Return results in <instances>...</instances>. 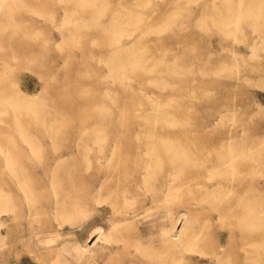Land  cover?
<instances>
[{"label": "rangeland", "instance_id": "obj_1", "mask_svg": "<svg viewBox=\"0 0 264 264\" xmlns=\"http://www.w3.org/2000/svg\"><path fill=\"white\" fill-rule=\"evenodd\" d=\"M79 1L84 2V0H0V76L4 74L3 77L1 76L0 80V93H4L5 95L17 96L21 92H25L29 97L33 95L32 97L37 98L35 99L36 102H44L43 104L39 103V105L37 103L35 104L37 105L35 107H38L37 109H39L38 115L40 114L39 112L41 109V113L45 114H41L44 117L39 116L40 119L39 117L38 119H36L37 117H33L31 113L27 114L24 111H11V107H9L10 105H4L6 106V108H9L10 111L0 113V185L4 189V191L6 190L5 194L7 198L11 197L13 192L16 193L17 191V193L19 194V198L21 199L20 201L24 205L22 193L17 189V186H15L16 183L11 180V175L8 171V164L12 157L15 158L19 150L27 149L28 146V148H43L48 151H52L54 148H56L57 150L59 149L57 152L62 153V159L60 160L63 163L61 162L62 165L61 167L57 168V172L59 174V178L62 180V186H64V188L67 186H71L70 182L66 181L65 176L69 175L68 173L70 172V167H72V164H85V158L80 157L79 155H77V153L83 151L84 149L87 150V148L89 149L91 148V146H94L93 144L97 143L99 144V147H101V145L103 147L99 148L98 145H96L97 147L95 146L96 148L94 147V149H103L105 147L104 149L106 153L111 150L110 148L114 149L113 147H115V150L120 153V156L116 159H113V161L117 163L127 162L129 166L132 167V172H134L135 164L142 167L143 161L141 159L136 160L132 156L133 153L130 151V149L136 148L137 150L138 148H145L142 147V145L147 146V143L144 142L145 140L142 138H145L146 141H151V139L149 138L155 140L156 134L159 136L162 135V137L170 136V139H165H168L167 142L170 143L172 139L177 137L178 139L175 138L174 140H177L172 142L176 144V142L180 140L181 142H178L177 145L181 147H184V144L186 143L189 151H186L187 147L185 145V149L182 148L185 152L183 153V151H180L181 147H178V149L176 145L175 147L178 150L175 149V151L174 149H172V151L174 150L173 155L175 156V154L177 153V156L178 153L180 154L182 152L181 156L184 157V160L187 156L185 160L187 164L182 158L181 160L178 158V160L180 161L179 162L178 160H176V157L175 159L173 158L174 156L172 157L174 159L173 162L171 161L173 165L172 170L175 174L174 177L176 176V174H178V171L179 175L183 176L182 177L177 175L178 178H174V185L177 183L175 185L176 188H174L175 195H173V198L175 196V199L172 198V201L170 202L171 205H169L172 208L171 210H173L174 208L175 211H169L168 207L163 206L164 201L161 200L162 198L157 201L156 199L154 200V198L158 199L161 195L154 194L150 191L149 193L146 186L142 185L143 183L141 182L140 178L142 176V171L140 169H137L136 173L131 172L129 175L125 176L123 172L117 167L112 168L113 174H118L121 179V181H117L118 188H120V190H118V195L120 197L119 202L122 206H124L123 209L131 208L132 210L134 208L136 210L138 208L136 212H140L138 215V217H140L136 219V224L139 225L136 226L135 224H133L132 227L134 226V228H131L129 227V224L124 221L120 223L116 222L115 224L118 223V225H115L113 222H111L112 219H120L122 218V216L121 214H117L118 216H112V207H110V204H108L110 203L111 199L107 198L108 192L103 191L104 193H102L101 200L103 201L104 199V201L101 204H97L94 200H88V204L85 206L86 208L82 206L84 211H81L76 215V218L78 220L75 219L76 222L73 221L71 223L72 225L74 224L73 226L70 224V222H66L64 223V226L59 228L61 229L60 234H57V231L53 230L49 235H38L36 237V244L38 248L35 249L31 247L30 253L25 255L19 264H39L45 259L49 262L51 253L47 250V248L53 244L57 247L61 246L67 241L78 242L85 245L86 247L92 248L96 264H103L105 261H112L114 259V261H116L117 263L120 258H122L123 260L126 258L124 261L121 259V264H129L133 256L137 254L139 256H142L140 253L143 247L148 246L151 249L153 246L158 245L157 243L160 242L159 238L161 237V231L165 227L168 228V226L170 228V232L179 240L183 237V235L186 234V236L183 237L184 239L182 238L181 243L180 241H178L179 247H176L177 249L179 248V250L182 248L181 251L175 248L174 252L176 254V250L179 251L175 255V260L180 258V260H178V262L180 261V263L184 261L186 263L187 260L184 259L188 258V255L190 254V251L185 250L186 248L184 241L187 235L188 237H191V235L193 234L196 235L195 232H197L198 234L199 232L204 231L203 238L205 240H211V236L214 241L217 236L222 237L223 240L220 241L221 245H219V247H225L230 242L238 241L237 243H239V238L229 240L228 237V232L230 231V229L233 228L236 232L239 231L237 224H232L236 222L234 216L236 213L246 210L244 209V206H242V204L245 205L251 202L256 212L260 213L261 211L262 213H264V207H262L264 206V181L261 180L250 183L242 180L243 182H233L225 179V177L223 176L216 175V173H214H219V163L217 161V155L220 148L218 147V145L220 146V140H217L219 138V129L217 125L219 121V113H217L219 104L217 98H219L221 95V89L219 90L218 88V79L221 78L218 75L220 68L218 66H220L219 62L221 59L219 57V52H222L220 53L221 55L225 53V49L223 50V48H221V43H225L229 45V47L233 46L240 54L248 57L251 50L250 48H248L247 44L252 41L254 35L256 34V31L253 32L254 27L250 24V20H252L253 17H249L242 20L243 31L238 29L234 33V35L229 34L231 35L229 36L226 34L227 37L229 36L227 38L225 37L226 35L222 28L223 23L221 24L220 22H226L230 19L233 21L237 19V17H235V15H238V8L236 10V6H240L244 3V6H246L250 3H256L257 1L261 2L262 0H88L94 2L93 6L92 4L90 5V2L88 3L87 0L82 5ZM135 2L137 4H135ZM138 2L140 3V5H138ZM131 3H134L135 6H133ZM84 4H86V6ZM262 5L264 6V2L262 3ZM93 8L95 9L93 10ZM132 8L133 10L136 8V10H132L133 14H135L137 11L138 15L139 10L140 14L142 12V14L139 15L140 19L143 17L141 20L136 19V17L139 18L136 14V17L131 14L132 16H134L135 20H140L138 22H143L142 24L137 23L136 25L137 21L135 22L134 18L128 15ZM141 8L145 12H143ZM127 10L129 12H127ZM96 11H103L102 14L104 13V15H100V12L97 13ZM115 11H117V14L121 17L116 15ZM92 12H96V17H94L95 14H93ZM124 13H126V18ZM221 16H224V18ZM98 17L101 21L97 19ZM114 18H118L120 21H122L119 22V20H116ZM223 19L225 21H223ZM96 21L99 22L97 23ZM125 21L127 23H125ZM129 21L130 23L128 24ZM132 22L133 24H131ZM10 23L13 25H9ZM109 23L110 25L113 24L112 26L115 27L118 25L120 27L121 24L123 25V23L124 25L120 27V32L116 33L115 35L112 34L114 32H111V26L109 25ZM260 23L261 28L259 26ZM260 23L258 24V26L263 30L262 35H264V23ZM5 25H7V28ZM247 25L249 26L247 27ZM15 26H17V30H15L14 32L13 29L15 28ZM219 26H221V30L219 29ZM117 28L118 27H116V29ZM123 29L124 31L125 29L128 30L126 31L129 33L128 36H126L127 33H125ZM148 29L151 30L149 31ZM121 30L124 33L120 34L122 32ZM109 31L111 32V34L109 33ZM133 31L135 32L134 34ZM220 31H222L223 34ZM10 32H14L15 34H11ZM242 32L244 33V35ZM118 37L121 38L122 41H125L118 43ZM123 37L127 38L124 39ZM238 40L239 42H236ZM131 44L132 46H130ZM125 46H128V48H130L129 50L133 48L134 50L136 49L135 53L134 50L128 51L127 47ZM137 46L140 48H137ZM122 49L124 52L123 57L121 55V58L118 57L120 60H118L117 58L116 61H114L115 64H112L114 65L112 67H114L115 70L113 71V68H110L109 66L111 65L110 62L113 63L111 58L114 54H112L111 51L115 50L116 52H122ZM257 50L261 53L259 54L262 55L258 59L264 66V48H257ZM125 52L129 54L127 55ZM137 53L139 55H137ZM230 54L231 52H229L228 63L233 61ZM162 55L165 57H163ZM159 56L161 58L163 57V60L159 59ZM108 59H111V61L109 62ZM147 59L149 60L150 64L148 63V61H146ZM164 59L166 61H164ZM175 59H177V61ZM181 59H184L183 63L186 62L185 64L187 67L185 66V64L181 63ZM258 59H252V61H257ZM132 60L136 61L135 64H133L134 66L130 64ZM123 61L128 62L124 63V66L122 64L121 67L120 65L117 66L116 63L120 64V62ZM144 61L147 63L143 64ZM155 62L156 64H154ZM168 63H171L170 65H173V67H170ZM176 63H179V65L181 63V67ZM242 63L244 62H241V64ZM137 65H140L141 69L138 68L139 66L136 67ZM157 65L159 66V68L157 67ZM132 66L134 68L133 71L130 70L132 69ZM174 66H177V69H179V72L177 71V73L179 74L175 73L176 67ZM182 66L186 70L182 69ZM115 67L117 68V70ZM143 67H145L146 69ZM111 69L113 75L111 74ZM123 69L125 70L124 72ZM151 69H154V71H151ZM172 69H175V71L173 70L175 74H173V72L171 74ZM181 69L182 71L184 70L183 73ZM126 70L128 71V73H126ZM138 70H140V72ZM131 71L135 72L132 73ZM151 72H154V74H151ZM123 73L125 74V76L127 74L128 75L125 77ZM167 73H169V75ZM164 76L167 79L168 83L164 81ZM119 78L121 79L119 80ZM155 78L156 80H161H157L156 82H154L153 80ZM150 80L152 81V83H150ZM164 82L166 85L164 84ZM153 83H157L155 84L156 86L153 85ZM162 83L167 86V88L163 86ZM168 84L171 87L168 86ZM256 87H254V89ZM255 90L257 92L261 91L259 92L260 94H264L263 88L257 87ZM252 94L244 93L238 95L236 98L237 107L242 108L241 106L243 103V99L247 100L248 97L254 98L256 96L254 93ZM148 95H151L150 97L152 99H149L150 97ZM113 98L115 100H113ZM153 98H155V100ZM156 99H158L160 102H158V100L156 101ZM149 100L150 103L148 102ZM153 100L160 106L154 104V102L152 103ZM167 101L168 103L172 101V103H170L171 106L167 103ZM166 103L169 107L164 106L166 105ZM262 103L264 104V99L262 100ZM42 106L45 108L43 109ZM162 106L165 108H161ZM155 107L157 108V111ZM148 109H151V112ZM45 111L48 113L46 114ZM153 112L155 113L154 115ZM156 112L164 116H160L156 114ZM173 115H176L175 117L178 118L177 120L179 122ZM149 116L153 117L150 118ZM154 116H159L156 119H161V121L159 120L158 122L164 124V127H158L159 130H157L158 128L155 130L152 127V125H154L157 121ZM168 116L171 118L169 119ZM16 117L19 118L18 120L20 122L16 121ZM162 117L168 118H166L167 120H164ZM146 118H148L147 123ZM170 120H174L173 125ZM186 120L188 121V123ZM42 121L45 123L43 124ZM150 121L151 129L153 128L154 130L150 129ZM162 121H164V123ZM182 121H184L185 123L183 122L184 124H181ZM21 122L24 124V126ZM39 122H41V124H39ZM158 122L157 124L158 126H160L161 124H159ZM165 122L168 124H166ZM169 123H171V127H169ZM167 125L169 130L166 128ZM22 126L24 128H22ZM45 128L48 129L46 130ZM101 128L104 132H102ZM49 129L51 130L49 131ZM148 129V132H151L150 134L146 132V130ZM239 129L238 133L241 134L243 130L241 129V127ZM154 131L158 132L159 134H155ZM104 133H106V136H104ZM135 134H139V138L135 137ZM94 135L95 137L97 136V138H95ZM103 136L105 139L103 138ZM24 137L27 140H25ZM98 137H101V139L104 140L101 141V139H99ZM135 138H137V140L139 139V141H137ZM94 139H97L99 141H95ZM140 141L141 144H139ZM167 142L164 143L167 145ZM135 143H138V148ZM156 143L157 146L159 144L162 145L160 147L161 149H163V142H161V144L160 141L156 139ZM166 149L167 147L165 146V149H163V151H165ZM71 153L72 155H76L72 156ZM190 153H192V156L189 155ZM193 154L195 157L193 156ZM66 155H68V157H65ZM5 157H9L7 161ZM193 158H195V160ZM48 159L50 160L51 157H48ZM48 159L45 157V160ZM90 160H92V166L94 165L95 167L97 160H95V158H91ZM36 161L37 160H35V158H33L32 160L26 158L25 156H21L20 164H22L21 167L23 168V171H25V180L27 183H32V186L36 191L35 195H37L38 198H51L52 188L50 187V180H48L50 179L48 178L50 176V169H45L43 166L38 165V161ZM181 161L184 162L182 163ZM190 161L193 162V166L191 164L192 162ZM184 163L186 165H189L184 166ZM80 167L83 168V166ZM175 167L177 172L175 171ZM26 173H28V175ZM29 174L31 175L30 178L32 179H29ZM133 174H136L138 180L140 179V185L136 182V180L131 179L133 177ZM177 179L178 181H175ZM180 184L185 185L186 189L184 188V186H180ZM128 188L130 190L129 195V192H127ZM69 190L73 191L71 189ZM177 190L179 192H177ZM145 192H147V195L143 194ZM151 193L153 196L151 195ZM136 194H139V196ZM123 195L129 199L131 198V201L127 199V201H129L130 203L132 201L134 202V200L136 201L134 203L132 202L131 205L129 203L130 206L126 208L125 206L127 205L124 201L126 199L123 198ZM210 195H214L216 197L214 198V196ZM243 195L244 197L246 195L251 197L249 198L248 196H246L244 199ZM205 196L210 198L208 199ZM241 196L243 200L241 199ZM210 199H213L214 202H209ZM238 199L241 203L238 202ZM72 200L74 201V199ZM178 201L181 203H178ZM256 204L258 205V208H261L260 210L257 208ZM96 206H98V208ZM152 206H155L156 208H154L156 210ZM143 208L144 210H142ZM157 210L159 211V213ZM167 211L169 214L167 213ZM10 212L11 210L4 213V216L7 219V226L4 227V229H6L5 232L7 233H5V236H7L5 237V244L3 243L2 246L0 245V247H2L0 248V251L4 252L3 255H0V264H14V259L10 254V247L11 245H13L14 241L11 238L12 235L10 231H8L10 229V226L12 225V212ZM50 212L51 211L43 214V220L41 223H48V220H51V223L57 224L56 220L53 217V214H50ZM146 212L148 214H146ZM110 216H112L113 218H110ZM126 216H129L128 213L126 214ZM157 217L158 219L153 220V218ZM10 218L11 220L8 221ZM164 218L166 219L163 221ZM208 219H210L211 221H207ZM123 223H125V226ZM112 226H115L116 228H113ZM140 227L142 228V230ZM207 227L209 229H207ZM117 229L119 230V232L117 231ZM109 230L111 234L109 233ZM181 231H183L184 233ZM208 231L211 232L209 233ZM153 232H155L154 235L152 234ZM119 233H122L123 235ZM139 236H143L141 238V240L143 239V244L141 246H145H143L142 248L137 245V237ZM132 241H136V244ZM152 243H155V245H153ZM133 244H135V246L139 249L136 248ZM123 248L126 249L123 251ZM137 250H139L140 253ZM133 252L137 254L134 255ZM198 253H196L195 255L197 257L196 260H198L199 258L203 259V262L200 264L210 263V261H212L210 257H208V255L204 257L203 254L201 255V253H199L198 255ZM142 257H145L143 261L148 262V260H146V256ZM262 257L264 258V253H262ZM127 258L129 262H127ZM149 260L150 262H154L151 259ZM48 262H46L45 264H47ZM142 264L150 263L144 262Z\"/></svg>", "mask_w": 264, "mask_h": 264}, {"label": "bare ground", "instance_id": "obj_2", "mask_svg": "<svg viewBox=\"0 0 264 264\" xmlns=\"http://www.w3.org/2000/svg\"><path fill=\"white\" fill-rule=\"evenodd\" d=\"M86 0H84L85 2ZM88 1V0H87ZM93 1V0H92ZM92 1H88V3L92 6L94 4V2ZM241 1V0H240ZM80 2V1H79ZM83 1L80 2L81 5L84 3ZM92 2V3H91ZM151 2V1H150ZM262 3L264 2V0L261 1ZM261 2H256V3H250L246 6H244V4L240 5V6H236V10L238 8V15H235V17H237V19L235 20H229V21H226V22H220L223 26V31L225 32V35H229V34H233L238 30H242L243 28V25H242V20L243 19H247L249 17H253L252 20H250V24L254 27L253 28V32L256 31V34L254 35L252 41L247 44L248 48H250L251 52H250V55L248 57H246L245 55H242L240 54L236 48H234L233 46H230L225 44V43H221V48H223V50L225 49V53L223 55H221L220 53L222 52H219V57L221 58L220 59V67L219 68V76L221 77L220 79H218V88L219 90L221 89V95L219 98H217L218 100V111L217 113H219V121H218V129H219V138L217 140H220L219 143H220V146L218 145L219 148V153L217 155V161L219 163V173L217 174V172H214L216 173V175H220V176H223L225 177V179H228L230 181H242V180H245L247 182H250V183H253V182H256V181H264V104L262 103V100L264 99V94H260L259 92H257L255 89L257 87H260V88H263L264 89V66L262 65L261 61H259V57L262 56L260 55L261 53L257 50V48H264V38L262 35V29L261 28V23L260 22H263L264 23V6L262 5ZM133 6L134 3H131ZM135 4H137L135 2ZM150 4V3H149ZM239 4V3H238ZM237 4V5H238ZM86 6V4H84ZM138 5H140V3L138 2ZM144 5V4H143ZM137 6V5H136ZM1 7V5H0ZM89 7V5H88ZM124 7V5H123ZM140 7V6H139ZM142 7V6H141ZM128 8V7H127ZM126 8V9H127ZM131 8V7H130ZM95 8H93L94 10ZM125 9V8H124ZM119 10V9H117ZM130 10V9H129ZM132 10L133 8L131 9V13L127 10V12H129L128 15H130L131 17L134 18L135 14L137 15V11L135 14L132 13ZM136 10V8L134 9ZM133 10V11H134ZM141 10L143 11V9L141 8ZM235 10V11H236ZM98 11V10H97ZM96 11V12H97ZM140 11V10H139ZM138 11V17L140 14V12ZM96 12L93 13L95 14L92 15L94 17H96ZM100 12V15L102 14L101 11ZM97 12V13H99ZM116 12V15L117 14V11ZM119 12V11H118ZM145 12V11H143ZM234 12V11H233ZM113 13V12H112ZM123 13V12H121ZM215 13V12H214ZM224 13V12H223ZM229 13V12H228ZM237 13V12H236ZM125 14V18H126V13ZM131 14H133L134 16H132ZM227 14V12H226ZM104 15V13L102 14ZM115 15V16H116ZM211 15V14H210ZM209 15V16H210ZM219 15V14H218ZM99 16V15H98ZM114 16V15H113ZM120 16V15H118ZM144 16V15H143ZM213 16V15H212ZM220 16V15H219ZM227 16V15H226ZM229 16V15H228ZM233 16V15H232ZM121 17V16H120ZM136 17V16H135ZM142 17V16H141ZM145 17V16H144ZM211 17V16H210ZM224 18V16H221ZM143 18V17H142ZM141 18V19H142ZM227 18V17H226ZM232 18V17H230ZM94 19V18H93ZM98 20L99 17L97 18ZM96 19V20H97ZM116 20H119L118 18H114ZM122 19V18H121ZM124 19V18H123ZM129 19V18H128ZM131 19V18H130ZM136 19H140L136 17ZM140 19V20H141ZM146 19V18H145ZM112 20V18H111ZM138 20V21H140ZM227 20V19H226ZM262 20V21H261ZM70 21V20H69ZM101 21V20H100ZM122 21V20H121ZM119 20V22H121ZM132 21V20H131ZM134 21L136 22L137 20H135L134 18ZM133 21V22H134ZM136 22V25L137 23H143V22ZM219 21V20H218ZM217 21V22H218ZM223 21H225L223 19ZM97 22V21H96ZM99 22V21H98ZM97 22V23H98ZM109 22V21H108ZM111 22V21H110ZM114 22V21H113ZM118 22V21H117ZM133 22L131 24H133ZM13 23V22H12ZM68 23V21H67ZM125 23H127L125 21ZM130 23V21L128 22V24ZM216 23V22H215ZM219 23V22H218ZM260 23V24H259ZM262 23V24H263ZM15 24V23H14ZM94 24V22H93ZM105 24V23H104ZM108 24V23H107ZM115 24V23H114ZM121 24V23H120ZM127 24V25H128ZM260 28H259V26ZM9 25H13V24H9ZM9 25H8V28H9ZM16 25V24H15ZM110 25V23H109ZM108 25V26H109ZM113 25V24H112ZM111 26V32H114L112 34H115L116 33H119L120 32V27L124 25L121 24V26L118 27L116 29L115 26ZM135 25V23H134ZM6 28H7V25H5ZM4 26V27H5ZM105 26V25H104ZM249 25H247L248 27ZM107 27V26H106ZM113 27V28H112ZM129 27V25H128ZM131 27H134V26H131ZM137 27V26H136ZM218 27V26H217ZM221 26H219V29H220ZM258 27V28H257ZM263 27V26H262ZM14 28V27H13ZM16 28V29H15ZM15 28L13 29V31L15 32V30H17V26H15ZM104 28V27H103ZM124 28V27H123ZM130 28V27H129ZM105 29V28H104ZM122 29V28H121ZM152 29V28H151ZM151 29H148L149 31ZM147 30V31H148ZM159 30V29H158ZM221 30V29H220ZM122 31V30H121ZM124 31V29H123ZM121 32L120 34L122 33H127L126 36H128V30L125 29L124 32ZM132 31V30H130ZM135 31V30H134ZM133 31V34L135 33ZM243 31V30H242ZM14 32H10L11 34H13ZM19 32V31H18ZM111 32L109 31V33L111 34ZM145 32V31H143ZM153 32V31H151ZM222 33V31H220ZM240 32V31H239ZM245 32V31H244ZM20 33V32H19ZM18 33V34H19ZM243 33V32H242ZM15 34V33H14ZM132 34V33H131ZM146 34V33H145ZM223 34V33H222ZM114 35V36H115ZM227 35L225 37H227ZM244 35V33H243ZM242 35V37H243ZM13 36V35H12ZM113 36V35H112ZM118 36V35H117ZM121 36V35H120ZM119 36V37H120ZM130 36V35H129ZM231 36V35H229ZM228 36V37H229ZM110 37V36H109ZM118 37V38H119ZM143 37V36H142ZM227 37V38H228ZM245 37V36H244ZM116 38V37H115ZM124 39H126L127 37H123ZM239 38V37H238ZM230 39V38H229ZM234 39V38H233ZM241 40V39H240ZM112 41V40H111ZM118 41V40H117ZM125 41V40H124ZM122 41L121 38H119V42H124ZM116 42V41H114ZM140 42V41H139ZM224 42V41H223ZM236 42H239L236 41ZM135 43V42H134ZM111 44V43H110ZM109 44V45H110ZM113 44V42H112ZM111 44V45H112ZM119 45V44H118ZM123 45V44H121ZM135 45V44H133ZM138 45V44H137ZM132 46V44L130 45ZM111 47V46H110ZM121 47V46H119ZM118 47V48H119ZM127 47L128 51H133V49L129 50L130 48H128V46H125ZM136 47V46H134ZM137 48H140L137 46ZM115 49V48H114ZM121 49V48H120ZM143 49V48H142ZM113 50V48H112ZM118 50V49H117ZM136 50V49H135ZM135 50H134V53H135ZM145 50V49H144ZM126 51V49H125ZM127 51V52H128ZM139 51V50H138ZM222 51V50H221ZM115 50L114 51H111L112 54H114L112 56V61L113 63H111V59H108V61L110 62L111 65L110 68L114 65L112 64H115L114 61H116V59L118 57H120L122 55L123 57V49H122V52L119 51V52H116ZM125 52L127 55L129 53ZM229 52H231V57L233 59L232 62L228 63V57H229ZM122 53V54H121ZM260 53V54H259ZM125 54V56H126ZM133 54V53H132ZM142 54V53H141ZM109 55V56H110ZM131 55V53H130ZM137 55H139L137 53ZM221 55V56H220ZM133 56V55H132ZM144 56V55H143ZM163 56V55H162ZM130 57V56H129ZM135 57V56H134ZM141 57V55H140ZM139 57V58H140ZM160 57V56H159ZM165 57V56H163ZM163 57L159 58V59H162L163 60ZM252 57V58H251ZM121 58V57H120ZM131 58V57H130ZM129 58V59H130ZM133 58V57H132ZM138 58V56H137ZM115 59V60H113ZM158 59V58H157ZM158 59V60H159ZM231 59V60H232ZM252 59H258L257 61H252ZM118 60H120L118 58ZM122 60V59H121ZM137 60V59H136ZM161 60V61H162ZM177 61V59H175ZM180 60V58H179ZM261 60V59H260ZM125 61V60H124ZM120 62L119 63H116L117 66L120 65L121 67V64L123 65L124 63L128 62ZM146 61H148L149 63V60L147 59ZM160 61V62H161ZM164 61H166L164 59ZM163 61V62H164ZM174 61V60H173ZM175 61V62H176ZM181 63L182 64H185L186 62L183 63L184 59H181ZM186 61V59H185ZM188 61V60H187ZM119 62V61H118ZM135 60L131 61L130 64L133 65L135 64ZM151 62V61H150ZM162 62V63H163ZM174 62V63H175ZM179 62V61H178ZM241 62H244L241 64ZM108 63V62H107ZM142 63V62H141ZM146 64L147 62H143V64ZM153 63V62H152ZM172 63V62H171ZM171 63H168V65H170ZM179 65V63H176L177 65H179L181 67V64ZM264 63V61H263ZM109 64V63H108ZM129 64V65H130ZM139 64V63H138ZM150 64V63H149ZM156 64V62L154 63ZM160 64V63H159ZM173 64V63H172ZM78 65V64H77ZM125 65V64H124ZM123 65V66H124ZM162 65V64H161ZM161 65H160V68H161ZM174 65V64H173ZM173 65L170 67H173ZM188 65V63H187ZM134 66V65H133ZM133 66H132V70L133 71ZM139 66V67H138ZM186 66V64H185ZM119 67V68H120ZM127 67H128V63H127ZM136 67L140 68V65H137ZM142 67V66H141ZM156 67V66H155ZM157 67L159 68V66L157 65ZM169 67V66H168ZM169 67V68H170ZM176 67V71L175 69H172L171 71V74L173 72V70L175 71L176 74H179L177 73V71L179 72V69H177V66H174ZM187 67V66H186ZM113 68V71L115 70L114 67ZM116 68V67H115ZM118 68V69H119ZM145 68V67H143ZM150 68V67H149ZM152 68V66H151ZM166 68H167V65H166ZM168 68V69H169ZM179 68V67H178ZM121 69V68H120ZM119 69V70H120ZM141 69V68H140ZM146 69V68H145ZM144 69V71H145ZM164 69V68H163ZM182 69L186 70L185 68H183L182 66ZM181 69V71H182ZM188 69V68H187ZM117 70V68H116ZM118 70V71H119ZM122 70V69H121ZM128 70V68H127ZM126 70V73H128V71ZM129 70V71H130ZM170 70V69H169ZM183 70V71H184ZM189 70V69H188ZM218 70V69H217ZM125 70L123 69V72ZM131 71V72H132ZM137 71V69H136ZM140 72V70H138ZM150 71V69H149ZM151 71H154V69ZM167 71V70H166ZM165 71V72H166ZM182 71V73H183ZM135 72V71H134ZM132 72V73H134ZM148 72V71H146ZM156 72V71H155ZM164 72V71H163ZM116 73V72H115ZM121 73V72H119ZM173 72V74H175ZM111 74H112V69H111ZM110 74V75H111ZM149 74V73H148ZM151 74H154V72H151ZM169 75V73H167ZM4 75V74H3ZM3 75H1L3 77ZM113 75V74H112ZM122 75V74H120ZM123 75L125 76V74L123 73ZM128 75V74H127ZM126 75V76H127ZM165 75V74H164ZM1 76H0V80H1ZM125 76V77H126ZM130 76V75H129ZM167 76V75H166ZM176 76V75H174ZM113 77V76H112ZM162 77V76H161ZM171 77V75H170ZM173 77V76H172ZM115 78V77H114ZM113 78V79H114ZM118 78V76H117ZM130 78V77H129ZM165 78V76L163 77V79ZM179 78V77H177ZM121 78H119L120 80ZM162 79V80H163ZM173 79V78H171ZM116 80V79H115ZM123 80V79H122ZM158 80V79H157ZM156 78L153 80L154 82L157 81ZM161 80V79H159ZM158 80V81H159ZM151 81V80H150ZM149 81V82H150ZM167 82V79L165 78V80ZM117 82V81H116ZM127 82V81H126ZM125 82V83H126ZM152 83V81L150 82ZM161 83V81H160ZM168 83V82H167ZM124 84V83H123ZM157 84V83H155ZM153 83V85H155ZM159 84V83H158ZM163 84V83H162ZM165 84V82H164ZM163 84V86H165ZM170 84V83H169ZM168 84V86H170ZM172 84V83H171ZM129 85V84H128ZM126 86V84H125ZM156 86V85H155ZM257 86V87H256ZM128 87V86H127ZM158 87V86H157ZM156 87V88H157ZM162 87V86H161ZM167 88V86H165ZM171 87V86H170ZM169 87V88H170ZM254 87H256L254 89ZM163 88V87H162ZM160 89V88H159ZM163 90H166V89H163ZM254 91V92H253ZM219 92V91H218ZM244 93H254L255 97L254 98H249L247 100H244L243 99V103H242V108H238L237 107V103H236V98L238 95L240 94H244ZM220 94V93H219ZM111 95V93H110ZM253 95V94H252ZM33 96V95H32ZM29 97L25 92H21L19 95L17 96H14V95H5L4 93H0V113L1 112H8V111H18V112H21V111H24L26 112L27 114L31 113L33 115V117H37L36 119H38V117L40 116H43L41 114H44V113H41V110H40V114L38 115V111L39 109H37L38 107H35L37 105H35L36 103L39 105V103L43 104L42 102H36L35 99H37L36 97ZM149 97L151 95H148ZM219 96V95H218ZM217 96V97H218ZM251 96V95H250ZM45 97V96H44ZM113 97V96H112ZM111 97V98H112ZM147 97V96H145ZM153 97V96H152ZM43 99V98H42ZM46 99V98H45ZM44 99V100H45ZM149 99H152L151 97ZM155 100V98H153ZM252 99V100H251ZM112 100V99H111ZM113 100H115L113 98ZM112 100V101H113ZM154 100L152 101V103L154 102ZM158 99H156L157 101ZM39 101V99H38ZM42 101V100H41ZM170 101V100H168ZM167 101V103H168ZM46 102V101H45ZM114 102V101H113ZM118 102V101H117ZM116 102V103H117ZM150 103V100L148 101ZM158 102H160L158 100ZM164 106H167L168 104L170 105V103H172V101L170 103H168ZM40 104V106H41ZM154 104L158 105L156 102H154ZM162 104V103H161ZM165 104V103H163ZM174 104V103H173ZM172 104V105H173ZM3 105V106H2ZM4 105H10L9 107H11V109L9 110V108H6V106ZM39 106V107H40ZM44 106V105H43ZM42 106V107H43ZM160 106V105H158ZM171 106V105H170ZM169 107V106H167ZM166 107V108H167ZM45 107H43L44 109ZM156 108V107H155ZM161 108H165V107H161ZM153 109V108H151ZM151 109H148L149 111ZM159 109V107H158ZM102 110V109H101ZM100 110V111H101ZM161 110V109H160ZM164 110V109H163ZM166 110V109H165ZM155 111V110H154ZM156 111H157V108H156ZM43 112V111H42ZM46 112V111H45ZM112 112V111H111ZM151 112V111H150ZM159 112V111H158ZM164 112V111H163ZM167 112V111H166ZM48 112H46L47 114ZM165 113V112H164ZM170 113V112H169ZM146 114V112H145ZM151 114V113H150ZM155 113L153 112V115ZM156 114H158L156 112ZM167 114V113H166ZM172 114V113H171ZM169 114V115H171ZM174 114V113H173ZM45 115V114H44ZM112 115V113H111ZM125 115V114H124ZM147 115H148V112H147ZM160 116H164V115H161V114H158ZM168 115V114H167ZM145 116V115H144ZM156 116V115H155ZM154 116V117H155ZM174 116V115H173ZM176 116V115H175ZM174 116V117H175ZM39 117V119H40ZM44 117V116H43ZM42 117V118H43ZM46 117V116H45ZM150 118L153 117V116H149ZM159 117V116H158ZM158 117H155L158 118ZM169 117V116H168ZM168 117H162L164 120ZM149 118V120H150ZM171 117H169L170 119ZM16 121H19L18 117L15 118ZM148 118H146V123H147V120ZM154 119V118H153ZM154 119V120H155ZM175 119L177 120L178 118L175 117ZM46 120V119H45ZM152 120V121H154ZM157 120V119H156ZM161 121V119H159ZM157 120L155 122L154 125H152V127L156 130L158 127L159 128H162L164 127V124H161L159 123ZM167 120V119H166ZM182 120V119H180ZM185 120V119H184ZM39 121V120H38ZM144 121V120H143ZM178 121V120H177ZM187 121V120H186ZM190 121V120H189ZM20 122V121H19ZM43 122V121H42ZM145 122V121H144ZM157 122L159 124H161L160 126H158ZM164 123V121H162ZM172 122V125L174 123V120L171 121ZM179 122V121H178ZM177 122V123H178ZM184 121H182L181 124H184L183 123ZM22 123V122H21ZM45 122H43L44 124ZM166 123V122H165ZM176 123V122H175ZM188 123V121H187ZM23 124V123H22ZM39 124H41V122H39ZM150 129H151V121H150ZM148 124V125H149ZM168 124V123H166ZM165 124V126H166ZM179 124V123H178ZM18 125V124H17ZM47 125V123H46ZM146 125V124H145ZM169 127H171V123H169ZM176 125V124H175ZM16 126V125H15ZM19 126H20V123H19ZM24 126V124H23ZM22 126V128H24ZM45 126V125H44ZM43 126V127H44ZM50 126V125H49ZM53 126V125H52ZM241 127V129L243 130L241 134L238 133V129ZM144 127V126H143ZM148 127V126H147ZM181 127V126H180ZM184 127V126H183ZM49 128V127H48ZM47 128V129H48ZM53 128V127H52ZM146 128V127H145ZM151 129V130H154V129ZM159 128L157 130H159ZM168 130V125L166 127ZM46 129V128H45ZM46 129V130H47ZM217 129V130H218ZM51 129H49L50 131ZM102 130V128H101ZM165 130V129H164ZM240 130V129H239ZM20 131V130H19ZM100 131V130H99ZM148 130H146V132H148ZM166 131V130H165ZM21 132V131H20ZM102 132H104L102 130ZM24 133V132H23ZM149 134L151 132H148ZM147 133V134H148ZM153 133V132H152ZM154 133H158V132H155ZM25 134V133H24ZM100 134V132H99ZM106 133H104V136ZM142 134V133H141ZM144 134V133H143ZM148 134V135H149ZM154 134V136H155ZM159 134V133H158ZM26 135V134H25ZM96 135V134H95ZM94 135V137H95ZM102 135V134H101ZM137 138H139V134H135ZM24 136V135H23ZM103 136V138H104ZM141 136V135H140ZM152 136V137H154ZM157 136V137H156ZM155 138L157 140L161 142H163V149H165V146L167 147V151H163V149H161L160 146L162 145H158L157 146V143H156V139L155 140H152V138H149L151 139V141L147 140L145 138H142L144 139L147 143V146H143L142 147H145V148H138V143H135L136 146H137V150L136 148H132L130 149V151L133 153V157L137 160V159H141L143 162H142V167L138 166L135 164L134 166V172H132V167L129 166V164L127 162H114L113 159H116L120 156V153L117 152V150H115V147H113L114 149L110 148L111 150H109V152L106 153L105 151V147L103 149H99L101 147H103L101 144V147H99V144H93L94 146L91 148H87V150H83V151H80L77 153V155H79L80 157L82 158H85L84 159V162L85 164L82 165L80 163H73L72 164V167H70V172L68 173L69 175L65 176V179L67 182H70L71 186L70 187H65L62 186V180L59 178V174L57 172V168L61 167L62 165V161L60 159H62V153L60 152H57L58 150L56 148H52L53 150L52 151H48V150H45V149H41V148H34V147H30L27 149H21L18 151V153L16 154L15 158L12 157V159L9 161V172H10V175H11V180L13 182L16 183L15 186H17V189L22 193V196H23V203L24 205L22 204V202L20 201L21 199L19 198V194L15 192H13L12 196L7 198L6 194H5V191L4 189L1 187L0 185V245L2 246V244L5 242V230L4 227L7 226L6 225V221L7 219L5 218L4 216V213L6 211H9L11 210V218H12V225L10 226V229L8 231H10L11 235H12V239H13V245H11L10 247V254L12 255L13 259H14V264H19L20 261L23 259V257L27 254L30 253L31 251V247L37 249L38 246L36 244V237L38 235H49L51 234V232L53 230L57 231V234H60V231L61 229H59L60 227L64 226L65 224L64 223H69L70 224L77 219L76 218V215L81 212V211H84L83 210V207H85L88 203V200H94L97 204H101L103 201L101 200V196H102V193H104L103 191H107L108 192V196L107 198L111 199L110 204L109 206L112 207L111 209V214L112 216H115L117 214H121L122 218L120 219H115L111 222H113L114 224L116 222H126L127 224H129V227L131 228H134V226L132 227L133 224H135L136 226H138L139 224H136V219L139 218L138 215L140 212H136V210L138 209H132L131 208H128V209H123L124 206L121 205V203L119 202V195H118V190H120V188H118V185H117V181H121L119 175H114L113 174V171H112V168L114 167H117L118 169H120L123 174L125 176L129 175L131 172L132 173H136V170L137 169H140L142 171V176L140 177L141 178V182L143 183L142 185H145L148 192H152L154 194H160L161 196L157 199V198H154V200L156 199L157 200H160V198H162L161 200L164 201V205L163 206H166L168 207V210L170 211L172 208L170 207V202L172 201V198H173V195L174 194V188L175 185H174V178L179 175V171H178V174H176V176L174 177V171L172 170L173 168V165H172V162L174 161L175 157L177 158L176 160H178V158L181 160V158L183 159L184 157L181 156L182 152L176 156L173 155V151L176 149L178 150L181 146L177 145L178 142H181L180 140L178 142L173 143L172 141H176L174 139H172V141L169 143L167 142V140H165L166 138H169V137H162L157 135L156 134ZM197 137V136H196ZM195 137V138H196ZM25 138V137H24ZM97 138V136L95 137ZM99 138V137H98ZM137 138H135L137 140ZM141 138V137H140ZM147 138V137H146ZM185 138V137H184ZM198 138V137H197ZM101 139V137L99 138ZM105 139V138H104ZM104 139H101L104 140ZM140 139V140H142ZM154 139V138H153ZM170 139V138H169ZM188 139V138H187ZM186 139V140H187ZM216 139V138H215ZM25 140H27L25 138ZM95 140V139H94ZM97 140V139H96ZM95 140V141H96ZM165 140V141H164ZM189 140V139H188ZM94 141V142H95ZM99 141V140H97ZM100 141V142H101ZM139 141V139L137 140ZM149 141V142H148ZM170 141V140H169ZM183 141V140H182ZM198 141V140H197ZM196 141V142H197ZM29 142V141H28ZM118 142V141H117ZM116 142V143H117ZM136 142V141H135ZM164 142H167V145L164 143ZM189 142V141H188ZM27 143V142H26ZM156 143V144H155ZM185 143V142H184ZM192 143V142H190ZM199 143V142H198ZM141 144V141L140 143ZM162 144V143H161ZM183 144V143H181ZM180 144V145H181ZM98 145V149H94V147ZM115 145V144H114ZM177 145V148L175 147ZM186 143L184 144V147H185ZM140 146V145H139ZM190 146V144H189ZM194 146V145H193ZM97 147V146H96ZM95 147V148H96ZM141 147V146H140ZM175 147V148H174ZM183 146L181 147V150L180 151H183L184 150L182 148H184ZM186 151H189L188 150V146L186 145ZM109 148V147H108ZM191 148V147H190ZM17 149V148H16ZM56 149V150H55ZM172 149H174L172 151ZM185 149V148H184ZM108 150V149H107ZM175 150V151H176ZM91 151H94V152H91ZM178 152V151H177ZM67 153V152H66ZM188 154V152H187ZM186 154V155H187ZM192 153H190L189 155H191ZM72 155V153H71ZM70 155V156H71ZM76 154L72 155V156H75ZM92 155V156H91ZM184 155V154H183ZM188 155V156H189ZM21 156H25L26 158L28 159H32L35 158V160L38 161V165H41L43 166L45 169L49 168L50 169V176L48 178V180H50V187L52 188V196L51 198H47V197H41V198H38L37 195H35L36 191H35V188L32 186V183H27L26 180H25V175H24V172L23 171V168L21 167L22 164H20L21 162ZM64 156V155H63ZM174 156V157H173ZM192 156V155H191ZM194 156V154H193ZM45 157L48 159V157H51V159L48 161V160H45ZM65 157H68V155H66ZM95 158V160H97V163L95 164V167L94 165L92 166V160H90L91 158ZM174 159H173V158ZM187 157V156H186ZM186 157H185V160H186ZM195 157V156H194ZM6 158V161L8 160L7 157ZM74 158V157H73ZM77 158V157H76ZM81 158V159H82ZM129 158V157H128ZM189 158V157H188ZM192 158V157H190ZM173 159V160H172ZM195 160V158H193ZM68 160V158H67ZM105 160V161H103ZM130 160V159H129ZM176 160H175V164H176ZM184 160V159H183ZM184 160V161H185ZM191 160V159H190ZM193 160V161H194ZM30 161V160H29ZM36 161V162H37ZM70 161V160H69ZM107 161V162H106ZM134 161V160H133ZM172 161V162H171ZM179 161V160H178ZM184 161H181L182 163ZM189 161V160H188ZM187 161V162H188ZM62 162V163H61ZM180 162V161H179ZM177 162V163H179ZM192 162V161H190ZM186 163V161H185ZM183 164L184 166H188L186 164ZM196 163V162H195ZM192 166H193V162L191 163ZM217 165V164H216ZM35 166V165H33ZM80 166H83V168H81ZM175 166V165H174ZM94 167V168H93ZM191 167V166H189ZM5 168V167H4ZM93 168V169H92ZM187 168V167H186ZM35 170V169H34ZM91 170V171H90ZM7 171V170H6ZM90 171V172H88ZM162 171V172H161ZM175 171H176V167H175ZM38 172V171H37ZM177 172V171H176ZM181 172V171H180ZM36 173V172H35ZM44 173V172H43ZM28 175V173H26ZM39 174V173H38ZM37 174V175H38ZM182 174V173H181ZM213 174V172H212ZM9 175V176H10ZM40 175V174H39ZM30 174H29V179H32L30 178ZM131 176V175H130ZM179 176H182V175H179ZM215 176V175H213ZM47 177V176H46ZM183 177V176H182ZM133 180H136V182L139 184V181L140 179L138 180L136 174L134 175L133 174V177L131 178ZM129 180V178H128ZM175 181H178L175 180ZM115 182V183H114ZM243 182V181H242ZM129 183V182H128ZM0 184H1V181H0ZM36 184V183H35ZM40 184V183H39ZM136 184V183H135ZM184 184V182H183ZM133 185V184H132ZM140 185V184H139ZM138 185V186H139ZM37 186V185H36ZM135 186V185H134ZM178 186V185H177ZM180 186H184L185 188V185H181ZM47 187V186H46ZM133 187V186H132ZM142 187V186H141ZM134 188V187H133ZM145 188V189H146ZM180 188V187H179ZM188 188V187H187ZM69 189L73 190V191H70ZM141 189V188H139ZM186 189V188H185ZM129 192V188L127 189ZM179 190V189H178ZM177 190V192H179ZM124 191V190H123ZM138 191V189H137ZM146 191V190H145ZM176 191V190H175ZM122 192V191H121ZM133 192V191H132ZM131 192V193H132ZM144 192V191H143ZM149 192V193H150ZM230 192V191H229ZM147 192L143 193L145 195ZM151 193V195H152ZM51 194V193H50ZM107 194V193H106ZM122 194H125V193H122ZM130 194V192L128 193V195ZM21 195V194H20ZM139 196V194H136ZM134 195V196H136ZM124 196V195H123ZM122 196V197H123ZM127 196V195H126ZM149 196V195H148ZM153 196V195H152ZM177 196V195H176ZM210 196H214V195H210ZM248 196V195H246ZM245 196V197H246ZM106 197V196H104ZM150 197V196H149ZM156 197V196H155ZM207 197V196H205ZM216 196H214L215 198ZM244 197V195H243ZM244 197V199H245ZM249 197V196H248ZM251 197V196H250ZM249 197V198H250ZM74 199V201L72 199ZM103 198V197H102ZM105 198V199H107ZM126 203L127 206H125L126 208L129 207L132 202L130 203L129 201H127V197H123ZM139 198V197H138ZM145 198V197H144ZM147 198V197H146ZM204 198V197H203ZM208 199L210 197H207ZM131 199V198H130ZM129 199V200H130ZM153 199V198H152ZM175 199V196L174 198ZM183 199V198H182ZM218 199V197H217ZM216 199V200H217ZM241 199H242V196H241ZM247 199V198H246ZM255 199V198H254ZM133 200V199H132ZM215 200V201H216ZM239 200V199H238ZM243 200V199H242ZM131 201V200H130ZM136 200H134L135 202ZM147 201V200H146ZM145 201V202H146ZM150 201V200H149ZM152 201V200H151ZM203 201V200H202ZM213 201V199H210L209 202ZM133 202V203H134ZM162 202V201H161ZM182 202V200H181ZM178 201V203H181ZM206 202V201H205ZM208 202V201H207ZM214 202V201H213ZM239 203L240 200L238 201ZM245 202V201H243ZM251 202V201H250ZM255 202V201H254ZM106 203V201H105ZM130 203V205H129ZM153 203V202H152ZM212 203V202H211ZM247 203V202H246ZM252 203V202H251ZM251 203H247V204H242V206H244V211L242 212H239V213H236L235 216H234V219L236 220V222L232 223V224H237L238 228H239V231L236 232L235 229H230V231L228 232V237H229V240L230 239H234V238H239V243L237 242H230L228 243L227 246L225 247H222L219 245H221L220 241L223 240L222 237L220 236H217V238L215 239V241L212 239V236H211V240H205L203 237H204V231L202 232H199L196 235H191V237L187 235L184 243H185V250L187 251H190V254L188 255V258H185L184 260H187V262L185 263L184 262H181L180 261L178 262V260H180V258L176 259L175 260V255L181 251V249L179 250V248L177 249L176 247H179V242L181 243V240L183 237L186 236L183 235V237L179 240L178 238H176L171 232H170V228L168 226V228H163V230L161 231L162 233L160 234L161 237L159 238L160 239V242L157 243L158 245L156 246H153L151 249L147 246V247H143L141 246L143 244V239L141 240V236L137 237V241H138V246L140 248L143 247V249L141 250V253L139 250V253L142 255V256H146L148 260L147 261H143V259H145V257L143 258L142 256H139L137 253H134L133 254H137L135 256H133L132 260L130 261L129 264H142L144 262L146 263H150V264H200L203 262V259L202 258H199L198 260H196V253H201V255L203 254V256H207L210 257V259L212 261H210V263H205V264H264V258L262 257V253L263 250H264V213H262L260 211L259 212H256V210H254L255 208L253 207V204ZM96 204V205H97ZM160 204V205H161ZM166 204V205H165ZM170 204V205H169ZM173 204V203H172ZM134 205V204H133ZM151 205V204H150ZM149 205V206H150ZM175 205V204H174ZM184 205V204H183ZM240 205V204H239ZM257 205V204H256ZM83 206V207H82ZM102 206V205H101ZM241 206V205H240ZM98 208V206H96ZM146 207V206H145ZM153 207V206H152ZM155 207V206H154ZM153 207V208H154ZM175 207V206H174ZM260 207V206H259ZM264 207V206H262ZM82 208V209H81ZM86 208V207H85ZM96 208V209H97ZM102 208H106V207H102ZM101 208V209H102ZM156 208V207H155ZM154 208V209H155ZM242 208V207H241ZM257 208H258V205H257ZM50 209V210H49ZM141 209V208H140ZM139 209V210H140ZM157 209H158V204H157ZM164 209V208H163ZM161 209V210H163ZM243 209V208H242ZM259 210L261 208H258ZM264 209V208H263ZM99 210V209H98ZM144 210V208L142 209ZM149 210V209H148ZM151 210V208H150ZM156 210V209H155ZM258 210V211H259ZM50 212V214L52 213L53 214V217L54 219L56 220L57 224H53L51 223L49 220H48V223L47 222H42L43 220V214H45L46 212ZM158 211V210H157ZM171 211H175L174 208L173 210ZM231 211V210H230ZM149 212V211H147ZM146 212V214H148ZM151 212V211H150ZM153 212V210H152ZM161 212V211H160ZM9 213V212H8ZM102 213V212H100ZM128 213V217L126 216V214ZM159 213V211H158ZM168 213V211H167ZM173 213V212H172ZM104 214V213H103ZM161 214V213H160ZM163 214V213H162ZM169 214V213H168ZM167 214V215H168ZM9 215V214H8ZM102 215V214H101ZM219 215V214H218ZM228 215V214H227ZM231 215V214H230ZM110 216V218L112 217ZM118 216V215H117ZM217 216V215H216ZM107 217V216H106ZM120 217V216H119ZM155 217V216H154ZM170 217V216H169ZM173 217H174V214H173ZM220 217V216H219ZM230 217V216H229ZM11 218L8 220L10 221ZM113 218V217H112ZM118 218V217H117ZM225 218V217H224ZM52 219V218H51ZM156 220L158 219L157 218H153V220ZM159 219H160V215H159ZM166 218L163 219V221L165 220ZM168 219V218H167ZM222 219V218H221ZM220 219V221H221ZM78 220V219H77ZM104 220V219H103ZM107 220V219H106ZM109 220V219H108ZM210 219H208L207 221H209ZM219 220V219H218ZM140 221V220H139ZM174 221V220H172ZM206 221V222H207ZM211 221V220H210ZM209 221V222H210ZM216 221V220H215ZM110 222V221H109ZM206 222H205V228H206ZM208 222V223H209ZM55 223V222H54ZM108 223V222H107ZM164 223V222H163ZM162 223V224H163ZM175 223V222H174ZM225 223V222H224ZM122 224V223H121ZM120 224V225H121ZM124 226H125V223H123ZM126 224V225H127ZM153 224H154V221H153ZM166 224V223H165ZM171 224V223H170ZM212 224V223H211ZM68 225V224H67ZM72 225V224H71ZM70 225V226H71ZM74 225V224H73ZM72 225V226H73ZM110 225V224H109ZM115 225H118L115 224ZM131 225V226H130ZM217 225V224H215ZM219 225V223H218ZM122 226V225H121ZM120 226V227H121ZM123 226V227H124ZM165 226V225H164ZM172 226V225H171ZM211 226V225H210ZM109 227V226H108ZM113 227V226H112ZM111 227V228H112ZM115 227V226H114ZM113 227V228H114ZM201 227V226H199ZM72 228V227H71ZM70 228V230H71ZM116 228V227H115ZM141 228V227H140ZM147 228V227H146ZM162 228V227H161ZM193 228V227H192ZM222 228V226H221ZM230 228V227H229ZM119 229V228H118ZM117 229V231L119 232V230ZM126 229H127V226H126ZM138 229V228H137ZM175 229V228H174ZM183 229V228H181ZM185 229V227H184ZM207 229H209L207 227ZM216 229V228H215ZM224 229V228H223ZM112 230V229H111ZM115 230V229H113ZM142 230V228H141ZM146 230V229H145ZM151 230V229H150ZM188 230V229H187ZM214 230V229H213ZM123 231V230H122ZM128 231V230H127ZM172 231V230H171ZM176 231V230H175ZM192 231V230H191ZM201 231V230H200ZM212 231V230H211ZM210 231V232H211ZM114 232V231H113ZM113 232H112V235H113ZM139 232V231H138ZM183 232V231H181ZM193 232V231H192ZM209 232V231H208ZM209 232V233H210ZM71 233V232H70ZM107 233V232H106ZM109 233H110V230H109ZM155 232H153L152 234L154 235ZM179 233V231H178ZM184 233V232H183ZM187 233V232H185ZM7 234V233H6ZM111 234V233H110ZM119 234H122V233H119ZM151 234V233H150ZM109 235V234H108ZM107 235V236H108ZM123 235V234H122ZM140 235V234H139ZM214 236V234H213ZM9 237V236H8ZM109 237V236H108ZM107 237V239H108ZM123 237V236H122ZM118 238V237H117ZM9 239V238H8ZM38 239V238H37ZM126 239V238H125ZM133 239V238H132ZM184 239V238H183ZM7 240V238H6ZM11 240V239H10ZM110 240V238H109ZM112 240V239H111ZM145 240V239H144ZM117 241V239H116ZM158 241V240H157ZM48 242V241H47ZM112 242V241H111ZM115 242V241H114ZM133 242V241H132ZM82 243V242H81ZM120 243V242H119ZM122 243V242H121ZM133 243L136 244V241H134ZM183 243V241H182ZM5 244V243H4ZM57 244V242H56ZM135 244H133L135 246ZM153 244V243H152ZM151 244V245H152ZM123 245V244H122ZM148 245V244H147ZM155 245V243L153 244ZM181 245V244H180ZM217 245V246H216ZM223 245V244H222ZM6 246V245H5ZM150 246V245H149ZM182 246V245H181ZM4 247V246H3ZM7 247V246H6ZM136 247V246H135ZM183 247V246H182ZM2 248V247H0ZM28 248V250H27ZM138 248V247H136ZM175 248L179 251L176 250V254L174 253L175 252ZM126 249V248H125ZM123 248V251L125 250ZM139 249V248H138ZM47 250L51 253V257L49 258V262L45 260L41 261V263L39 264H45L46 262H48L47 264H96L95 260H94V252L92 250V248L90 247H86L85 245L83 244H80L78 242H72V241H67L65 244H62L61 246H54L51 245L47 248ZM116 250V249H115ZM133 250V249H132ZM184 250V249H183ZM136 251V250H135ZM119 252V251H118ZM130 252V251H129ZM184 253V252H183ZM198 253V255H199ZM4 252L3 251H0V255H3ZM131 254V255H133ZM119 255V254H118ZM180 255V254H179ZM197 255V256H198ZM7 256V255H6ZM37 257V256H36ZM122 257V256H121ZM128 257V256H127ZM184 257V256H183ZM200 257V256H199ZM129 258V257H128ZM127 258V262H129ZM122 258H120L118 260V262L116 263V261L112 260V261H105L103 264H121L122 263ZM126 259V258H125ZM124 259V260H125ZM153 260L154 262H150V260ZM206 259V258H205ZM123 260V261H124ZM181 260V261H182ZM125 264V263H124ZM128 264V263H127Z\"/></svg>", "mask_w": 264, "mask_h": 264}]
</instances>
